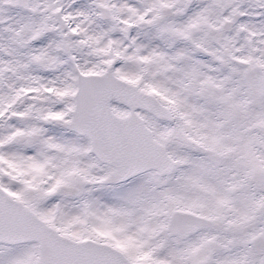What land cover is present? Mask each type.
Returning <instances> with one entry per match:
<instances>
[{"label": "snow or ice", "instance_id": "obj_1", "mask_svg": "<svg viewBox=\"0 0 264 264\" xmlns=\"http://www.w3.org/2000/svg\"><path fill=\"white\" fill-rule=\"evenodd\" d=\"M0 264H264V0H0Z\"/></svg>", "mask_w": 264, "mask_h": 264}]
</instances>
